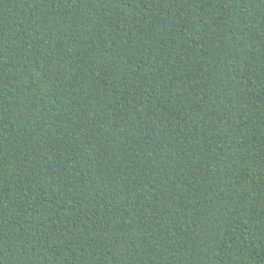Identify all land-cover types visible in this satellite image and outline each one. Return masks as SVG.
I'll list each match as a JSON object with an SVG mask.
<instances>
[{"label":"trees","instance_id":"1","mask_svg":"<svg viewBox=\"0 0 264 264\" xmlns=\"http://www.w3.org/2000/svg\"><path fill=\"white\" fill-rule=\"evenodd\" d=\"M0 264H264V0H0Z\"/></svg>","mask_w":264,"mask_h":264}]
</instances>
